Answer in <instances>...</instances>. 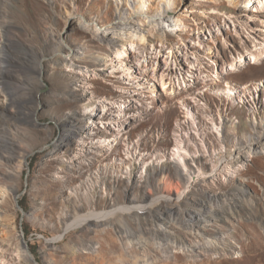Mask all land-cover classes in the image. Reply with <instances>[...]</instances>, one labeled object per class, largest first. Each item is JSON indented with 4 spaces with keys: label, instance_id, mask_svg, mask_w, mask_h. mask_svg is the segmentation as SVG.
I'll return each mask as SVG.
<instances>
[{
    "label": "rangeland",
    "instance_id": "1",
    "mask_svg": "<svg viewBox=\"0 0 264 264\" xmlns=\"http://www.w3.org/2000/svg\"><path fill=\"white\" fill-rule=\"evenodd\" d=\"M173 1L176 15L180 13V17L182 16L181 22L179 20L178 24L159 29L148 26L145 23L148 19L134 12L133 1L130 0H0V43L5 39V42H13L21 54L32 58L34 64L29 66V70L33 75L34 92L31 95L36 102H43L40 103L42 109L34 119L35 124L7 123L4 126L9 131L5 134L0 132V139L4 135L6 139L14 134L20 143L14 152L18 156L17 167L20 169L17 168L12 179L0 180L2 210L0 244L1 247L4 246L3 249L24 257L25 248L22 240L24 234L28 252L31 250L36 264H264V153L256 154L253 151L255 154L252 152L246 160L236 164L238 167L236 173L230 177L227 175L230 168L231 171L236 168L234 166L236 156L240 151L244 153L248 150V146L255 139L253 136L259 132L260 128H255L254 122H264V104L252 108L238 101L241 87L246 84L255 86L256 82L264 81V13L257 12L254 7L247 9L249 0H239L235 6L228 0ZM151 2L152 13H159L164 0ZM131 14L132 21L140 25L141 29L133 31L134 33L126 32L127 34L117 31L112 34L115 35L112 38L117 40V37H120L125 40L127 48L130 47V51L127 52L133 61H129L126 53H123L122 59L115 62L118 68L114 73L110 71L113 68L109 67L111 61L108 60L112 45L101 40L92 27L85 29L83 25L91 22L92 26V21H95L104 28L117 18L130 19ZM223 25L225 27H222ZM229 25L230 30L227 28ZM206 26L212 30L202 35ZM197 35L202 38L201 42L199 41L201 46L196 47L194 54L199 61L195 63V69H191L189 64L194 59L190 57L192 53L187 52V49L190 46L193 50L194 45L191 43L193 40L198 42ZM60 37L81 52L78 54L84 58L83 64L89 68L96 67V64L106 60L108 67L105 66L100 74L98 71L90 80L94 87V95L99 98L118 95L117 88L122 86H137L134 84L135 80L123 78L125 76L119 72L122 62L136 65L140 62L144 66L148 64L149 68L151 48L158 47L159 43L166 44V50H170V45L184 48L175 52L176 56L182 58V60L178 58L177 61L183 64V69L195 75L200 68L209 75L202 80V74L198 72L200 79L192 82L183 95H173L175 93L171 91L164 93L159 86L145 89L148 96L140 97L143 98L141 103L146 110L141 113L138 109H129L131 115L139 118L129 127L123 139L139 141L145 151L156 149L164 151L173 147L175 143L173 133L177 127L176 122L181 117L178 99L188 97L205 130L206 125H210L213 119L218 124L221 122V132L224 134L222 141H218L213 133H209L208 142L211 150L218 149L221 143L224 148L226 147V155L224 153L217 157V166L218 173L228 179L216 180L214 183L208 180L207 183L206 177L205 180H201L202 189H195L197 187L194 186V190L191 191V186L186 188L184 181H180L176 176L166 177L157 171L155 177L150 176L149 183L158 189L161 187V191L156 190L154 193L153 189L149 188L150 191L157 197L156 200L163 194H171L173 198L158 200L156 203V200L152 202L146 200L143 203L144 209L140 210L144 212L159 210L167 204L181 206L183 209L187 207L197 209L203 206L210 209L212 205L206 200L207 190L210 193L223 194L225 199L234 198L232 202L228 200L227 204L233 206L234 212L221 221L212 220L200 232L181 231L180 227H183V224L178 222L176 225L172 224L169 228L172 235H168L182 238L178 243L185 245L182 247L171 245L165 247L166 249L163 246L165 241L156 238L152 229L159 223L152 221L156 219L153 217L154 212L152 215L148 213L149 217L146 215L147 212L144 214L145 218L138 217L137 223L128 215L122 219L127 224L126 228L131 227L134 230L137 225L144 228L140 235L142 240L137 238L130 240L134 239L131 235L125 237L122 233L125 227L122 229L115 225L89 227L85 223L72 225L75 217L85 215L84 212L105 209L107 199L105 195L113 193L123 198L126 185L124 175L132 173V168L125 169V164L120 160L118 164H113L112 158L123 154L125 148L123 140L120 144L114 145L119 148L118 153L113 151L110 155L103 151L104 155L100 156L99 152L102 150L90 147L93 142L95 144L103 142L100 139L105 137L115 138L106 130L101 131L103 127L96 130L94 140H85L88 145H84L83 152L75 156L72 150L75 149V141L81 137V130L78 131L77 128L80 129L85 124L80 120L75 122L77 128L75 127L65 138L63 148L55 150L54 144L61 136L62 129L58 125L60 120L72 111L76 110L77 114L81 115L79 114L81 111L90 112L93 109L91 106L82 105L84 101L73 100L69 93L72 81L67 76L62 53L57 54L52 47L55 43L53 39ZM117 42L119 43L118 40ZM132 50L136 56H133ZM240 58L238 65L230 64ZM138 59L142 62H138ZM8 67L12 68L8 78L14 86L13 97L25 100L29 107L36 106L33 99L27 96L30 89L23 88V79L28 77L26 70L19 63L9 64ZM144 85L146 83L141 86ZM7 88L5 83L0 84L1 110L5 100L11 96ZM261 97H264V88ZM191 129L188 131L193 132V128ZM257 138L262 139L252 145L255 150H259L264 144L263 135ZM90 148L92 151H89ZM193 148L191 144L190 149ZM28 152L30 156L25 158ZM0 160L3 171L8 170L10 167L5 165L3 159ZM208 173L210 169L206 165V176ZM106 176L107 180L104 179ZM117 180H122L121 189L116 187ZM103 182H107L105 195L102 190L100 195L93 197L90 186L97 189L99 183L104 184ZM195 184L200 182L197 181ZM13 188L17 189V193H14ZM177 191L181 197L175 204L174 197H178ZM138 193L132 194L138 196ZM127 205L132 204L127 202ZM68 224L71 226L65 232L64 228ZM204 236L213 240V243L218 245L217 248L201 249L193 253L190 247L198 242H206ZM168 242L172 244V241L165 243ZM225 243L232 245L230 251L222 250L221 245ZM23 260H17L13 264H26Z\"/></svg>",
    "mask_w": 264,
    "mask_h": 264
},
{
    "label": "bare ground",
    "instance_id": "2",
    "mask_svg": "<svg viewBox=\"0 0 264 264\" xmlns=\"http://www.w3.org/2000/svg\"><path fill=\"white\" fill-rule=\"evenodd\" d=\"M130 1H133L134 12L136 14H141L145 16L146 19H148L149 21L145 23L151 28L157 27L159 29H164L165 26L167 28L173 24H178L179 20H180L179 22H181L182 16L180 17V13L176 15L175 7H174L175 3L173 0H164V2L162 3L163 8L157 14H153L151 11L152 0H130ZM228 1L233 6L237 5L239 2V0H228ZM253 7L255 8V10H257V12L259 11L264 13V0H255V2L254 0H249L247 9H252ZM131 18H132V14L130 16V19L117 18L116 20L112 21L104 28L95 21H92V26H91V22L89 24L83 25L85 29H89L92 27L93 31L99 35L101 40L112 45L111 52L109 50L110 54L108 59L111 61V65L109 67L113 68L110 70L111 72L114 73L117 72L118 65H116L117 63L115 62H119L120 58L122 59L123 53H126V56L129 58V61H133V59L129 57L130 55L127 52L130 51V47L129 49L127 48L128 46L125 45L126 44L124 42L125 40L122 38L120 39V37L119 38L117 37V40L119 41L118 43L116 39L113 40L112 38L115 36L112 34H114V32L117 31L120 33L127 34L126 32H133L137 29H141L140 25L138 24L136 25V23H134ZM222 27L225 26L223 25ZM222 27H219V29H222ZM227 28L230 30L231 29L230 25ZM214 29L216 28L214 27ZM211 30L212 29L210 27L206 26V28L202 31V35H206V32L210 33ZM197 37L199 38L198 42H195V40H193L191 43L192 45H194L193 50L191 49L190 46L189 47L187 46L188 49L187 47L185 48L187 49V52L192 53V56L190 57L194 59V61L193 60L190 61L189 64L190 65L189 67L191 69H195L196 66L195 63L199 61L197 59L198 57L196 58L194 54L196 47L201 46L200 39L202 38L200 35L199 36L197 35ZM5 40H3V42L0 43V84L5 83L8 86L7 89L9 90V92H11L10 93L11 96L3 103V109L2 110L0 109V132H3L4 134L7 133V131H9L8 128L4 126L7 123L35 124L34 119L36 116H38L40 109H42L40 108V103H43L41 101L36 102L33 98V95H31L34 92L33 89L34 85L32 81L33 75L32 72L29 70V66H32L34 64V61L32 60V58L31 59L29 57L27 58L23 54H21L17 50L13 42L8 43L7 41L5 42ZM53 40L55 41V43L52 45L54 52H56L57 54L62 53L63 61L66 64L67 76L72 81V87L69 89V93L70 95H72V99L75 101H84V104L82 105L93 107V109L90 112L81 111V113H79L81 115H78L76 110L72 111L67 115V117L60 120L58 125L62 130H61L60 139H58V141L55 142L54 144L55 150L58 151L63 148L65 138H67L71 134L70 132L73 129H75L76 127L75 122L80 120L85 124H83L84 126L80 127V129L76 127L78 131L81 130V137H79V139L75 141V146H74L75 149L72 150L75 153V156L83 152L85 148L84 145H88L85 143V140L87 139L91 141L94 140L93 136L94 134L97 133L96 130L99 127H103L104 129L101 128L102 129L101 131L106 130L107 133H110L111 136H115V138L113 139L111 137H105L104 139H100L103 140V142L99 141L100 142L99 144H95L93 142L90 147L99 148L100 150H102L99 152L100 156L104 155L103 151H106V153L110 155V152L112 153L113 151L118 153L119 148L115 147L114 145L120 144V142H122L123 140L125 142L124 143L125 148L123 150V154L116 155L115 157H113L112 158L114 161L113 164L114 163L118 164V161L120 160L123 164H125L124 165L125 169L131 167L132 169L131 168L130 169L132 170L133 173V174L130 173L124 175L126 185H125V196L123 198L119 197L118 195L115 196L113 195V193H111L110 195L109 194L105 195L107 190V185H106L107 182H103L104 184L99 183L100 186L97 189L96 187L93 188L92 186H90L91 187L90 190H92L93 192L92 194L93 197L100 195V192L104 190V195L107 198L106 208L100 211L92 210L89 211L88 213L86 212L87 214L84 212L85 215L81 214L82 216L79 215L75 217V219L72 222V225L85 223L89 227H91L92 225H97V226L115 225L120 229L125 227L124 228L125 231L122 232L125 234V237L131 235V237L134 239H130V240H135L136 238L137 240H142V238L140 239V235H142L144 228L142 229L139 225H137L136 229L134 230L131 229V227L126 228L127 224H125L122 219L123 217L125 218V216L128 215L130 219L134 220L137 223L139 221L138 217L141 218L142 216L143 218H145L144 214H146V212H147L146 214L147 216L148 213H151L152 215V212H154L153 217L156 219L155 220L152 219V221L159 222L158 224L156 223L157 225L155 229L152 228L154 233L156 234L155 237L156 238L159 237V239H161L163 242L172 241V244L169 242L168 243L164 242V244L162 243L164 248L171 245L172 246L177 245L182 247L185 244L178 243V240H182V238H178L176 236H175L176 238H174L170 236L172 235V232L169 230V228L172 224L176 225V222L183 224V227H180L181 231L193 232L194 230H196V232L198 231L200 232L204 230V228H206V226L212 220L221 221L225 217L227 218L231 212H234L232 210L234 209L233 206L227 205L229 201L232 202L234 198H232V200L229 198L225 199L223 194L210 193V191L207 190H206V197H207L206 200L212 205L210 209L209 207L206 206H203L202 208H197L195 206L197 209L195 208L192 209L190 207L187 208L185 207L186 209H183L181 206H168L167 204V206H162L161 209L159 210L155 208H154L155 210L152 211L146 210L145 212L143 210H140L141 208H143V206H145L143 203L146 202V200L147 201L149 200L151 202L156 200L157 197L154 196L156 190L161 191V187H159L158 189L149 183L150 176L153 175L155 177L156 175L154 174L157 171L162 172L163 173L162 175L166 177L176 176L180 181H184L185 185L187 186L186 188H189L191 186V191L194 190V186L197 187L195 189H202L201 180H205L206 177H208V179H206L207 183H209L208 180L209 181L211 180V182L214 183V181L216 180L221 181L228 179V177H223L221 173L220 174L218 173V166H217L218 165L217 157H219L218 155L220 154L223 155L226 152L225 151L226 147L224 148V145H222L221 143V146L218 149L211 150L208 142L209 133H213L217 137L218 141L219 140L222 141V136H224V134L222 135L221 132L222 130V126L220 125L221 122L220 124H218L213 119L212 122H210L211 123L210 125L209 124L206 125V130H205V128L201 126V124L203 123L198 118V115L194 107L188 101V97L186 98L182 97L178 99V103L180 105L181 117L177 120L176 122L177 127L175 132L173 133V139L175 141L173 147L164 151H160L157 149L154 151L153 150L145 151L141 148L139 141L123 139V136L125 134L127 135V131L129 127L132 124H135V122L139 118L136 115H131L129 109L131 108L138 109L140 110L141 113H143L146 110L145 109L146 107L143 105V103H141L143 102L142 101L143 98L140 97V96L143 97L148 96L145 89H149V88L153 89L154 87L159 86L164 93L171 91L172 93H175L173 95H177V94L183 95L186 93V91H188L189 89L188 86H190L192 82L200 79V76L197 75L198 72L202 74L201 75L203 77L202 80H204L209 75L206 71H203L202 69L200 70V68L199 71L195 73V75L183 69V64L182 63L179 64L177 61L178 58L179 60H182V58L176 56L175 52L180 51L184 48H181L179 45L178 47L170 45V50H166L167 48L166 44L159 43L158 47L151 48L152 51H150L151 60H150L149 68L147 67L148 64L145 66L141 65V63L139 62V61L142 62L141 59L140 60L138 59V62L140 64L136 62L137 65L126 61L122 62V64L120 65L122 66V68L121 71L119 72L123 73L122 76H125L123 78L135 80L134 84L136 83L137 86H133V87L122 86L117 88L119 92L118 95L110 98H106V97L99 98L94 95L95 94L94 87L92 86L93 84L92 82H90V80H92L93 76L96 75L98 71L100 74V72H102L104 68H106L105 67L107 66L106 60L105 62L101 61L98 64L94 63L96 64L97 68L96 67L89 68L86 64H83L84 58L78 54L79 52L78 49L73 48L72 45L65 42V40L62 37ZM133 50H132V54L133 56H136ZM134 58H138V57H134ZM253 59L255 58L253 57ZM239 60L241 61V58L235 59L230 64L238 65ZM15 63L16 64L19 63V65H21V67L24 70H26V72L28 73V77H24L23 79V84H24L23 88L26 87L30 89L28 91L29 95L27 96L30 97L31 100L33 99V101L36 103V106L33 105L29 107L25 104V100L18 99L17 97L15 98L12 95L14 94L12 93V89L14 88V86L11 84L8 78V74L12 73V68L8 66L9 64L14 65ZM177 63L179 64L178 66ZM232 65L230 66L233 67ZM143 83H146V85L141 86ZM263 88H264V81L256 82L255 86L252 84L244 85L239 90L240 93L238 98L239 103H241L242 105L247 104L252 108H258L259 105L262 106L264 104V97L260 98V94ZM191 101L195 102L194 99H191ZM29 102L30 100L28 101V103ZM203 104L204 106H206L205 102H203ZM205 112H207V110H205ZM204 116H206V114ZM106 124H108V126H106ZM258 124H260L261 127ZM254 127L257 129L259 127L260 128L259 132H257V135L253 136L255 137V139L248 146V150L245 151L244 153L240 151L239 155L236 156L237 160L235 163L233 162L235 167L237 166L236 164L239 163L240 161L243 162L244 160H246V158L249 157L253 151L256 154L264 153V147H263L264 144L263 146L259 147V150H255L252 148L253 144L259 143V141H261L262 139L257 137H261V135L264 136V122L255 121ZM191 128H193V132L188 131ZM3 133L2 135H4ZM158 136H160V134H158ZM161 136L163 137V135ZM4 138L5 135L4 137H2V139H0V159H3L5 165L9 166L10 168L8 170L3 171V168L0 167V180L6 178L12 179L16 175L17 168L20 169L19 167H17L19 164L17 163L18 156L15 155L14 153L15 151H17L16 147L20 145V143H18L19 139L14 134L9 138L6 139ZM191 144H193L194 146L193 149H190ZM91 148L89 151H92ZM30 152L26 153L25 158L30 156ZM254 152L253 154H255ZM206 157H207V164H206ZM1 161L2 160H0V162ZM206 165L209 166L210 169V173H208L207 176H206ZM237 168L238 167H236L233 171H231L230 168L227 175L229 177L232 176L233 173H236ZM104 179L107 180V176ZM114 181L116 182V179H114ZM121 181L122 180H117V184H116V187L118 186V188L120 189L122 188ZM194 181L195 183L198 181V183L200 182V184H195L193 183ZM191 182L193 185H189ZM149 188H152L153 189L152 191L154 193L150 191ZM13 191L14 193H17L16 188H13ZM135 192H139L138 196H134L132 194ZM177 192H178V197L176 201H178L179 200L178 198L181 197L180 192L179 191ZM161 196L163 197H160V200L162 199L169 200L173 198L171 194L170 195L163 194ZM238 201L239 199L237 198V202ZM127 202H130L134 206L132 205L128 206ZM140 212L143 214L141 215ZM0 216H2L1 208H0ZM70 226L71 225L69 224L66 225L64 231L66 232ZM162 234H164L163 237ZM204 239H206V242L195 243L193 244V247H190L191 248L190 250L193 251V253H195V251L201 249L206 250V249L217 248L218 245L214 244L213 240L207 239L205 238V236ZM23 245L25 248V251L23 252L24 257H21L19 255L17 256L6 251V249H3L4 246L1 247L0 244V264H13L17 260L21 261V259L22 260L24 259L25 261L24 260L23 261L26 264H36L35 256L31 253V250L28 252L26 245L24 243ZM221 247L222 250L224 251H228V250L230 251L232 245H230L229 243H225L221 245Z\"/></svg>",
    "mask_w": 264,
    "mask_h": 264
},
{
    "label": "built area",
    "instance_id": "3",
    "mask_svg": "<svg viewBox=\"0 0 264 264\" xmlns=\"http://www.w3.org/2000/svg\"><path fill=\"white\" fill-rule=\"evenodd\" d=\"M227 151H232V149H227ZM225 155H226V152H225ZM194 179V178H193ZM189 185H192V182L189 184ZM160 197H163V196H160ZM160 197L157 199V200H160ZM176 199H177V197H174V202H176ZM156 200V201H157ZM155 201V202H156Z\"/></svg>",
    "mask_w": 264,
    "mask_h": 264
},
{
    "label": "water",
    "instance_id": "4",
    "mask_svg": "<svg viewBox=\"0 0 264 264\" xmlns=\"http://www.w3.org/2000/svg\"><path fill=\"white\" fill-rule=\"evenodd\" d=\"M23 243L26 245V247L28 248V243H27V241L25 240V238H24V234H23Z\"/></svg>",
    "mask_w": 264,
    "mask_h": 264
}]
</instances>
